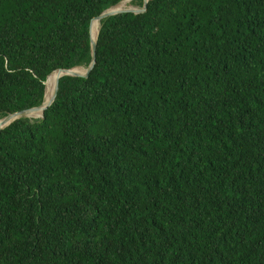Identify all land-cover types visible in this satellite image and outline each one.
<instances>
[{"label":"trees","instance_id":"1","mask_svg":"<svg viewBox=\"0 0 264 264\" xmlns=\"http://www.w3.org/2000/svg\"><path fill=\"white\" fill-rule=\"evenodd\" d=\"M121 1L0 0V119L83 71ZM96 34L88 77L0 130V264H264V0H148Z\"/></svg>","mask_w":264,"mask_h":264},{"label":"water","instance_id":"2","mask_svg":"<svg viewBox=\"0 0 264 264\" xmlns=\"http://www.w3.org/2000/svg\"><path fill=\"white\" fill-rule=\"evenodd\" d=\"M147 1L148 0H143V7L141 9H138V8H131V9H126V10H119L117 12L115 11H112V8L115 7H110L108 9H106L105 11H103L101 14H99L98 16L94 17L91 19V22H90V26H89V32H90V52H91V59H90V62L88 64V66L84 69V72L82 74H73L71 71L74 69H58V70H55L53 72H51L45 82H44V85H45V88H46V82H47V79L53 74V73H58V77L55 81H57L61 76H72V77H83V78H87L89 73L91 72V70L93 69L94 65H95V53H96V41H97V36L95 37V39H92L91 37V26H92V23L94 21H101L109 16H113V15H116V14H120V13H133V14H139V13H143L146 11V4H147ZM120 3V2H119ZM118 3V4H119ZM99 32V31H98ZM53 92H54V95L52 97L51 100H49L47 103L43 102L41 103V105L37 106V107H33V108H30V109H26V110H22V111H18V112H15V113H10L8 115H6L3 119L5 120L6 122V125L1 127L0 126V130H2L4 127H6L8 124H10L11 122L19 119V118H28V119H42L43 118V112L47 109V107H49L54 98H55V95H56V87H55V83H54V88H53ZM44 95H45V89H44ZM37 110H41V115L34 118L35 116V113ZM33 117V118H32Z\"/></svg>","mask_w":264,"mask_h":264},{"label":"bare ground","instance_id":"3","mask_svg":"<svg viewBox=\"0 0 264 264\" xmlns=\"http://www.w3.org/2000/svg\"><path fill=\"white\" fill-rule=\"evenodd\" d=\"M131 8H132V6H128L127 1L123 0L119 4H117L115 7H113L112 11L117 12L119 10H126V9H131ZM98 25H99V22H97V21H94L92 23V26H91V37H92V39H95V37L97 36V34L95 35V30H96ZM71 72L73 74H82L83 73V71H77V70H72ZM58 76H59L58 73L55 72L47 79L46 88H45V95H44V102H46V103L52 99V97H51L52 91L51 90H52V88H54L53 83L57 79ZM40 115H41V110L39 111L38 114L34 115L35 116L34 118H36ZM5 125H6L5 120L3 118L0 119V126L3 127Z\"/></svg>","mask_w":264,"mask_h":264},{"label":"rangeland","instance_id":"4","mask_svg":"<svg viewBox=\"0 0 264 264\" xmlns=\"http://www.w3.org/2000/svg\"><path fill=\"white\" fill-rule=\"evenodd\" d=\"M132 5V4H131ZM132 8H137L136 6H134V5H132ZM82 68V67H81ZM83 69V72H84V68H82Z\"/></svg>","mask_w":264,"mask_h":264}]
</instances>
